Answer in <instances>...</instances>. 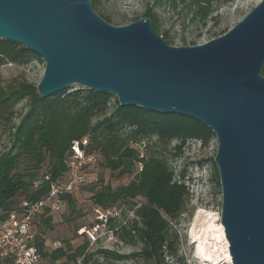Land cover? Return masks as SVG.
I'll return each instance as SVG.
<instances>
[{
  "label": "water",
  "instance_id": "95a60500",
  "mask_svg": "<svg viewBox=\"0 0 264 264\" xmlns=\"http://www.w3.org/2000/svg\"><path fill=\"white\" fill-rule=\"evenodd\" d=\"M0 39L44 62L42 97L77 85L210 128L231 263L264 264V0L193 46L167 44L149 18L114 26L90 0H0Z\"/></svg>",
  "mask_w": 264,
  "mask_h": 264
},
{
  "label": "trees",
  "instance_id": "16d2710c",
  "mask_svg": "<svg viewBox=\"0 0 264 264\" xmlns=\"http://www.w3.org/2000/svg\"><path fill=\"white\" fill-rule=\"evenodd\" d=\"M159 1L162 0H154L152 6H146L143 17L149 18L155 33L172 45V38L166 31L160 30V17L155 9ZM180 1L185 3V0ZM191 1V6L195 7L194 14L204 21L211 12L212 0ZM90 2L96 12L100 1ZM98 15L111 23L109 16ZM33 59L39 60L21 45L0 39V67L6 64L24 65ZM261 75L264 77V67ZM22 100L28 101L27 110L15 127L10 152L0 159V210L5 213L16 210L22 196L31 201L46 196L50 184L65 172L64 159L71 142L86 137L89 140L87 153L99 158L97 169L108 170L115 180L131 177L128 184L115 188L100 183L86 187L93 191L92 206L109 209L127 202L129 210L136 217L133 230L139 234L142 243L134 257H139L145 264H166V255L176 257L181 262L177 258L178 240L172 222L177 223L189 199L184 176L176 180L173 169L162 157L143 154L140 158L135 145L144 142L143 147L146 148L154 139L152 144L162 145L166 151L175 141L172 150L174 156H180L187 141H200V148L206 149L216 139L211 129L200 121L180 114H162L136 106H121L109 93L82 87L71 92L64 89L42 97L37 93L36 85L26 81L7 88L0 85V123L8 120L13 108ZM138 163H141V170ZM21 165L23 169H20ZM212 166L219 178L214 162ZM47 175L48 181L44 179ZM35 181L39 182V186L32 190ZM71 197H62L69 207L73 206ZM136 198L143 199V203H134ZM48 212L46 210L38 220ZM50 219L47 217L43 222L48 223ZM35 246L48 264H88L91 258L86 254V242L75 248L67 242L58 249L44 251L45 239L37 234ZM98 254L104 258H123L109 251H99ZM0 264H13V261L11 258H0Z\"/></svg>",
  "mask_w": 264,
  "mask_h": 264
},
{
  "label": "rangeland",
  "instance_id": "374dc122",
  "mask_svg": "<svg viewBox=\"0 0 264 264\" xmlns=\"http://www.w3.org/2000/svg\"><path fill=\"white\" fill-rule=\"evenodd\" d=\"M99 1L96 13L109 16L110 24L114 26L127 25L134 22L136 18H144L146 6H152L154 2V0ZM259 2L260 0H212L211 12L204 21L199 15L194 14L195 7L191 6V0H185V3L180 0H162L157 2L158 6L155 9L160 17V30L168 33L172 38L173 46H193L204 44L224 34ZM173 3H175V7ZM189 5L190 7L187 8ZM44 67L45 64L40 58L39 60L33 59L24 65L6 64L0 67V85L7 88L16 86L22 81L37 85L43 76ZM79 88L81 87L73 85L67 88V92ZM27 103V100L20 101L13 108V114L9 115L8 120L0 123V159L11 150L12 135L16 125L27 110ZM154 141L152 139L151 145L146 148H138L139 152L166 159L168 165L173 169L176 180L182 175L184 176L185 186L189 192L185 211L179 216L177 223L172 222L178 240L177 258L182 261L178 262L176 257L166 255L165 263L204 264L195 259V246L192 245L189 236L195 225L207 226L211 224L216 226V229L219 225L221 226V188L219 178L216 177V172L212 166L217 150L216 139L212 140L206 149H201L194 140L187 142L182 148L180 156H174L172 148L176 144L175 141L167 147L166 151L163 150L162 145H153ZM22 167L21 165L20 169H23ZM93 175L98 178L95 185L99 183L100 185L110 184L113 188L128 184L131 178L124 177L115 180L110 177L108 170L100 167L95 169ZM92 194L93 191L85 188L71 197L73 199L72 207L67 205L61 211L47 213L40 220H37V234L45 239L46 248L44 251L53 249L54 242L60 243L61 247L68 242L74 248L86 242V254L91 255L88 264H145L139 257H134V254L140 251L142 243L139 234L133 230L136 217L133 211L129 210L127 202L113 206V219L109 220L104 231H99L98 235L95 236V241L86 234H79L80 229H89L97 223L93 213ZM133 202L141 204L143 199L136 198ZM47 217L51 218L50 221L48 223L43 222ZM137 226L140 227V224L137 223ZM217 235L219 236V233ZM219 237L216 241L221 259L218 264H232L225 259L226 240L223 241ZM99 251H109L121 255L123 258L115 259L113 256L104 258L98 254ZM209 264L211 263L209 262Z\"/></svg>",
  "mask_w": 264,
  "mask_h": 264
},
{
  "label": "built area",
  "instance_id": "2783aa9c",
  "mask_svg": "<svg viewBox=\"0 0 264 264\" xmlns=\"http://www.w3.org/2000/svg\"><path fill=\"white\" fill-rule=\"evenodd\" d=\"M195 142L200 147V141ZM88 143L86 137L71 142L64 159L65 172L61 178L50 184L46 196L37 201L23 197L19 200L16 210L6 213L0 210V258H11L13 264H48L35 246L36 221L46 210L49 211L48 213H57L66 208L67 201L62 198L64 195L73 196L84 188L96 184L98 178L93 173L97 169L99 158L87 153ZM135 146L143 147L144 142ZM142 156L143 154L140 153V158ZM137 166L141 170V163ZM44 179L48 181L49 175ZM38 186L39 182L35 181L32 190L37 189ZM92 207L97 223L89 229H80L79 234H86L95 241L99 231H104L109 220L113 219L114 209ZM52 246L56 249L60 248L61 244L54 242Z\"/></svg>",
  "mask_w": 264,
  "mask_h": 264
},
{
  "label": "bare ground",
  "instance_id": "6f19581e",
  "mask_svg": "<svg viewBox=\"0 0 264 264\" xmlns=\"http://www.w3.org/2000/svg\"><path fill=\"white\" fill-rule=\"evenodd\" d=\"M194 229L190 233V239L192 241V245L195 246V259L199 260L204 264H218L220 262V254L219 249L217 248V240L220 236L224 241V232L223 227L219 225L216 229V226L211 224L207 226H199L195 225ZM219 233V236L217 235ZM219 237V238H220ZM221 239V240H222ZM226 240V239H225ZM225 259L228 263H231L230 256L228 254V247L225 241Z\"/></svg>",
  "mask_w": 264,
  "mask_h": 264
}]
</instances>
